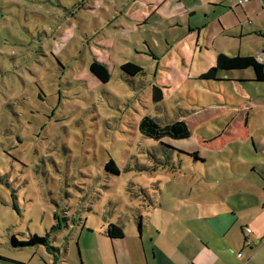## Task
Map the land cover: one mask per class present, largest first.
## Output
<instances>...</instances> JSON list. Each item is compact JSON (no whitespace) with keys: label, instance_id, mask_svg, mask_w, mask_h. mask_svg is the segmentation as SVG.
<instances>
[{"label":"rangeland","instance_id":"obj_1","mask_svg":"<svg viewBox=\"0 0 264 264\" xmlns=\"http://www.w3.org/2000/svg\"><path fill=\"white\" fill-rule=\"evenodd\" d=\"M149 5L0 0V264H113L115 244L128 264H155L150 223L159 214L171 209L182 227L208 238L214 222L208 210L222 214L229 226L228 205L249 198L228 194L244 186L264 191V82L249 78L251 68L228 81L199 79L219 51L255 53L256 38L247 25L240 37V26L232 23L221 32L215 20L219 34L206 48L190 25L158 18ZM94 60L108 68V82L91 73ZM125 62L143 71L129 76L119 68ZM153 85L163 93L158 102L151 98ZM146 115L160 124L185 119L191 136L148 138L138 129ZM179 151H198L207 162L199 166ZM180 159L189 160L190 172ZM110 160L118 174L105 171ZM185 172L209 188L205 205H197L200 220L188 218L196 207L186 204L193 196L180 181ZM163 224L160 239L183 233ZM227 226L217 229L234 235ZM32 235L44 241L11 244Z\"/></svg>","mask_w":264,"mask_h":264},{"label":"crops","instance_id":"obj_2","mask_svg":"<svg viewBox=\"0 0 264 264\" xmlns=\"http://www.w3.org/2000/svg\"><path fill=\"white\" fill-rule=\"evenodd\" d=\"M147 1L148 3H152V6L149 5L148 7L152 15L165 19L172 24L179 22L180 24L190 25L193 28L192 31H196V40L198 41L199 38H202L206 48L209 47L211 40L219 34V28L214 24L215 20L221 24V32L228 31L231 28L230 23H232L233 27L240 26V30L237 33L239 37L244 33V25H247L245 29L246 32L256 38L254 42L256 52L253 53L250 51L249 53H244L240 48H237L231 55L237 53L249 54L255 57V59L264 66V55H262V50L264 49V0H248L240 3L239 0ZM163 3L167 6L165 10L160 8ZM155 4H157V6ZM143 17L145 16L143 15ZM176 40L179 43L182 42L180 38ZM189 46L190 48L193 47L191 41ZM183 49H179V51L181 50L180 52H183ZM218 53L223 52L219 51ZM184 59L185 61L187 60L186 57ZM234 74L235 72L228 76L221 75L219 77L221 80L218 81L224 79L228 81L227 79H229L230 76L234 78ZM249 78L253 79V75ZM247 119L248 113L244 116L245 123ZM251 144L257 152V147L253 139H251ZM198 158H200L199 153ZM205 162H207V160L203 159V162H199V166H202ZM182 163L185 164L187 170L190 172L191 169L188 166L189 160H185V162L182 160L180 166H182ZM254 168L255 166L251 165V169L253 170ZM197 173L200 174L201 172ZM185 174L187 179L180 181L185 182L187 188H189V197L193 196L186 201V204L189 207H196L195 211H192L188 218L190 220H200L202 211L197 205H205L203 201L206 200L205 196L209 188L206 187L201 177L199 178L197 175L191 173L187 174V172H185ZM247 177L251 179L249 175ZM260 177L264 180V169ZM187 182L189 184H187ZM245 187L246 186L243 187V191L237 190L236 192L228 194L230 197H242V194H244L250 199H248V201L239 199L237 205L233 203L228 205L233 220L229 226H227V221L222 214L208 210V217L214 221L210 222L213 236L208 238L197 236L182 227V221L179 223V220L171 216V211L173 212L171 209H169L168 212L166 211V216H164L165 214H159L158 217L154 218L150 226L155 233L154 238L151 240V251L152 256L156 259L155 264H159L160 262L163 264H264V191H261L259 194L253 193L250 189H245ZM179 191L181 192L180 194L184 196L183 191ZM173 193L177 194V191ZM252 198L255 199V202L252 201ZM210 204H214V202H210ZM164 217H166V219ZM163 223L168 226H178L179 233H183L180 235L178 234L177 237L170 236L164 240L160 239V228L164 225ZM220 226L232 228L234 235L228 236L230 232L229 229L228 233L226 230L222 231V229H217L220 228ZM235 227L239 229L236 233ZM247 227L251 229V232L248 234L245 233V228ZM115 229L119 236H124L126 239L130 238L123 227H116ZM143 229L142 216H139L136 235L141 237ZM135 237L136 236L132 235V239H136ZM123 241H125V239H123ZM118 247V244H115L114 248L116 250V255L113 258V264H128L126 258L120 259L118 257ZM97 262H99L98 264H106V259H102L101 261L98 260Z\"/></svg>","mask_w":264,"mask_h":264},{"label":"trees","instance_id":"obj_3","mask_svg":"<svg viewBox=\"0 0 264 264\" xmlns=\"http://www.w3.org/2000/svg\"><path fill=\"white\" fill-rule=\"evenodd\" d=\"M119 68L123 73L129 76L138 75L143 71L141 66L133 62H125L121 64ZM248 68H251L253 71V81L264 82L263 64L258 62L252 55L240 53L234 55L218 53L215 59V64L209 67L206 71L202 72L199 79L204 81H218L221 80V78H219L221 75L228 76L236 71H242ZM89 69L99 82L106 83L109 81L110 75L105 64L94 60L90 63ZM162 97V90L158 86L153 85L151 95L152 100L154 102H158L162 100ZM138 129L141 134L153 140H160L164 137L180 140L191 136L189 125L184 119H176L171 122L160 124L154 118L146 115L139 120ZM181 156L193 160L194 163L203 162V159L198 158L197 151H179V157ZM179 161L181 163L182 160L180 159ZM180 163L178 165H180ZM104 169L105 171L113 174L119 173V170L116 168L112 160L105 163ZM43 241V238L37 235H32L26 242H19L12 239L11 244L18 247L24 245H37Z\"/></svg>","mask_w":264,"mask_h":264},{"label":"built area","instance_id":"obj_4","mask_svg":"<svg viewBox=\"0 0 264 264\" xmlns=\"http://www.w3.org/2000/svg\"><path fill=\"white\" fill-rule=\"evenodd\" d=\"M243 1H248V0H239V3H240V2H243ZM250 232H251V229H250V228H248V227L245 228V233L248 234V233H250Z\"/></svg>","mask_w":264,"mask_h":264}]
</instances>
